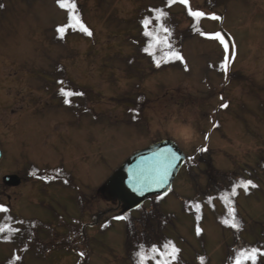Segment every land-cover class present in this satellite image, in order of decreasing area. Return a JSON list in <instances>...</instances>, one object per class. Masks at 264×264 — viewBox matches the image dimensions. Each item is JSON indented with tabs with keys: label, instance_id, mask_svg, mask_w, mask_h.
<instances>
[{
	"label": "rangeland",
	"instance_id": "374dc122",
	"mask_svg": "<svg viewBox=\"0 0 264 264\" xmlns=\"http://www.w3.org/2000/svg\"><path fill=\"white\" fill-rule=\"evenodd\" d=\"M80 1L92 40L69 37L60 45L51 43L56 28L66 19L57 0L31 4L24 0L8 3L3 15L0 10V206L26 221L52 224L56 235L63 234L58 219L78 218L87 225L84 249L91 251L87 263L124 264L123 223L116 219L124 213L116 200L103 194V186L133 153L168 139L187 157L172 191L160 204L163 212L177 218L171 237H180L183 258L190 260L202 240L207 264H225L228 248H237L239 242L245 250L254 248V241L264 243L259 237L264 222V171L257 166L264 157V0H232L226 12L215 13L222 21L207 18L212 14L203 8L204 0H189V7L206 14L205 33L221 32L236 45L227 79L220 70L223 46L203 36L184 43L182 69L147 75L144 82L125 75L122 62L132 49L117 34L119 22L129 20L137 5L129 0H106L99 8L98 0ZM184 8H176V13L181 16ZM52 71L56 72L53 78ZM54 78L67 80L75 92L87 94L85 112L72 108L71 102L62 106L51 101ZM138 84L135 94L143 93L147 100L131 115L128 100L121 98ZM223 103L227 109L220 107ZM181 125L187 131L178 128ZM200 148L207 151L199 152ZM208 152L211 172L203 162H208ZM30 165L43 171L62 167L74 179L65 188L49 177L52 184L43 186L25 176ZM242 169H257L252 177L257 187L248 197L241 192L237 199L245 233L233 240L231 233L215 223V213L206 208L199 226L202 240L197 239L194 221L183 214L177 197H195L207 186L208 173L228 175L242 173ZM245 172L244 177L250 178ZM4 175L18 176L19 185L4 184ZM217 181L222 183L223 178L217 176ZM216 208L218 214L222 212L218 202ZM107 220L111 226L101 232L98 225ZM93 223L95 227H89ZM39 238V244L53 241V235L46 232ZM78 246L83 248L80 242ZM37 247V252L25 255L24 264H74L77 260L63 249L45 254ZM10 254L0 244V262Z\"/></svg>",
	"mask_w": 264,
	"mask_h": 264
},
{
	"label": "trees",
	"instance_id": "16d2710c",
	"mask_svg": "<svg viewBox=\"0 0 264 264\" xmlns=\"http://www.w3.org/2000/svg\"><path fill=\"white\" fill-rule=\"evenodd\" d=\"M36 1V0H35ZM34 0H31V3L35 2ZM133 4L137 5V8L134 10V15L129 20H121L119 22L120 28L117 31V34H122L124 37V41L128 46L131 47L132 51L131 54H129L127 57H124L123 60V66H124V73L125 75L130 79L134 78L137 79L140 82H144V79L147 75H156L159 73H162L163 71L170 70V69H182L183 68V62L178 60H172L169 63H162L159 68L155 66V63L153 61V56L149 55L147 52H145V48L148 47V44L150 43L149 38L145 37L143 35L144 28L142 21L145 18L151 19L153 21L152 25H150L149 30L157 31L156 28L157 22L154 19V13L151 11L153 9H162L165 11L168 15L167 18L163 21L165 26H167L171 30V35L168 36V40L170 44L172 45V49L174 51L179 52L181 55L183 54V45L186 41L193 39L194 37H200L203 36L197 32V28L200 29V31L204 32V25L203 22L205 21L204 18H202L199 23L195 22L192 17L188 15L187 8L182 9L181 16H179L176 12V8L182 7L184 5L176 3L171 5L170 7L167 4V0H129ZM232 0H204L203 1V8L208 11L210 14L217 13L218 11L226 12L229 2ZM17 2L21 3L24 2V0H0V10L1 15H3L5 12H7L8 9V3L17 4ZM26 2V1H25ZM69 2H72V0H69ZM76 4V13L80 16L82 22L84 23V10L83 5L80 3V0H74ZM106 2V0H98V6L99 8L100 3ZM58 6V3H57ZM59 7V6H58ZM185 7V6H184ZM59 9H61L59 7ZM66 13V19H65V26L68 23V16L69 13L65 9H61ZM180 20H183L180 21ZM188 22V25L186 28H181L182 25ZM85 26L88 27L86 23H84ZM123 27V28H122ZM58 28V27H57ZM56 28V29H57ZM91 30L90 26L88 27ZM93 33V32H92ZM166 34L161 33V36H165ZM93 36V35H92ZM92 36H86L83 33L79 31H73L72 29H68V31L64 34V38H60V34L57 33L55 30V34L53 38L51 39L52 45H60L62 41L69 37H78L85 40H92ZM163 55V51L160 50L158 47L155 52V58L159 59ZM59 74L62 76L64 75L63 71L61 69H58ZM53 73H56L55 71L51 72V77L53 78ZM65 79V78H63ZM63 83H60V82ZM51 83L53 86L52 92L55 96H60L61 98L65 99L63 96L60 95V89L63 88L66 91L73 92L74 89H72L69 85V81L67 80H59L54 78L52 79ZM49 87V86H48ZM68 87V88H67ZM140 88V85H136L135 88L131 89L128 93L124 95L121 99L128 100V103L130 104L131 112L128 114L135 115L136 112H139V108L137 107L140 103H143L147 100L146 96L143 93L135 94L136 90ZM55 90V91H54ZM80 93H83L81 91H78ZM75 93V91H74ZM134 95V97L132 96ZM53 97V96H52ZM55 98V97H53ZM88 96L84 92L81 96H72L68 99L72 104L74 103V106L76 108H86L87 102H88ZM136 105V106H135ZM73 106V105H72ZM133 108V109H132ZM130 110V109H129ZM133 120V119H132ZM207 154V153H205ZM208 162L206 160H203L205 162L210 172L212 170L211 166L209 165V158L211 153L208 152ZM202 156V155H201ZM202 157L198 159L201 160ZM200 162V161H199ZM202 163V162H200ZM204 163V164H205ZM258 169L264 171V157H261L260 162L257 164ZM191 169L194 168L193 165H190ZM257 169L248 170V169H242V173L239 171L230 172L228 175H225L223 173L215 172L217 176H220L223 178L222 183H218L217 176L208 173V182L207 186L203 187V189L200 188V191L198 194H196L193 198H185V197H177L181 204V209L183 214H186L188 217H190L195 224L194 229L196 232L197 227H199L203 220L205 213L204 209L208 208L211 213H215V223L225 232L231 233L233 236H235V240L238 239V235L245 233V225L244 220L242 216L237 211V199L240 195V192H244L243 188H237V195L235 197L231 196V189L233 185L239 184L241 181H252L253 182V175L254 173L257 174ZM29 174L28 179L30 178L33 181L39 182L44 181L47 185L48 184V178L52 177L54 178V182L57 184L63 185L65 187H70L69 185L72 184V180L74 179L73 176L69 173L63 170L62 168H56V169H49L40 171L37 170V168L32 165L28 168ZM246 171V172H245ZM245 175H248L250 178L244 177ZM45 177L46 179H43ZM51 179V178H49ZM70 182V183H69ZM254 183V182H253ZM228 184L227 186H225ZM224 186V187H223ZM255 188H249L248 192L245 193V196L248 197L250 194H252V191ZM196 192V189H195ZM177 195H175L176 197ZM227 197V199H225ZM164 202V197L162 198H152L149 200L148 207L143 205L142 207H139L138 210H136V215L130 214L129 212L126 213L124 217H127V219H122L123 223V231H124V242H123V249L125 253V259L127 262H124V264H138V255L137 253L140 251L139 245L144 246L145 254L148 256V259L145 260L144 264H157V261H159L162 256L159 254H152L150 252V249L152 247H156L158 249L159 253H163L165 251V245H174L176 248L179 249V253L177 254L176 260L173 262V264H195L194 260L198 259L200 261V264H207L206 259V251H205V241L202 240V234L197 235V239H201V243L199 244L200 250L195 251L193 254V257L190 258V260L186 261L183 258V249L179 245V239L178 237H171L172 232L176 230V222L177 218L175 214L170 212H163L162 207L160 204ZM216 202H218L222 207V212L217 213L215 211L216 208ZM199 205L200 207L197 208L196 205ZM161 208V209H160ZM231 209H235V215L237 221L241 224L240 230L233 229L223 223L225 220H231V217L229 215V212ZM81 218V217H79ZM59 223H63L62 229L63 234L56 235L55 234V226H53L50 223L45 222H39L36 220H25L21 219L15 214L9 212L8 210L6 212H0V229H4L5 231L0 232V244L5 245L9 251H11L10 257L6 258L5 261L0 262V264H24L23 258L25 255L29 252L33 254L34 252H37L35 249V245H38L37 249H41L42 252L45 254H50L51 252L56 251L57 249H63L64 251L75 254L79 251L78 244L84 245L85 239H86V227L87 225L83 223L80 219H71L69 222L64 221L60 218L58 219ZM101 223L99 228L101 232L106 231V226L110 225V222ZM59 226V225H58ZM111 226V225H110ZM43 232H46L48 235H53V241H46L41 244L39 242L37 243V239L39 238V235ZM103 234V233H101ZM259 237L264 238V222L261 225V230L259 233ZM35 244V245H34ZM86 247V246H85ZM240 247V249H239ZM253 247L258 249L260 252V248L263 249L262 252H264V243L263 242H253ZM246 251L243 248V245L241 242H239L237 248L236 247H229L227 251L226 256V263L225 264H235L236 257L239 252ZM41 252V251H40ZM41 252V253H42ZM91 252V251H90ZM89 252V249L87 247L84 249V247L80 250V253H84V256L82 257L80 255L79 258L75 261L74 264H88V258L91 256ZM88 253V254H87ZM153 256L155 258H153ZM264 255L257 256L256 264H264ZM192 261V263H191ZM245 264H251V261H246Z\"/></svg>",
	"mask_w": 264,
	"mask_h": 264
},
{
	"label": "snow or ice",
	"instance_id": "6c2138e0",
	"mask_svg": "<svg viewBox=\"0 0 264 264\" xmlns=\"http://www.w3.org/2000/svg\"><path fill=\"white\" fill-rule=\"evenodd\" d=\"M58 6L61 9H65L68 11V23L65 26H60L56 29L57 33L60 34V38H64V34L68 31V29H72L73 31H79L83 33L86 36L91 37L93 35L92 31L85 26V24L82 22L80 16L76 13V4L74 0L72 2H69V0H57ZM182 4L187 8L188 15L193 18V20L197 23L202 18L206 17V14L203 11L199 10H193L191 7H189V0H167V4L170 7L173 4ZM154 13V19L157 22L156 28L157 31L149 30L150 25H152L153 21L151 19L145 18L142 21L144 33L143 35L145 37L149 38L150 43L148 44V47L145 48V52H147L149 55L153 56V61L155 63V66L159 68L162 63H169L172 60H178L183 62L184 58L183 56L172 49V45L170 44L168 40V36L171 35V30L165 26L163 21L167 18V13L163 11L162 9H153L151 10ZM207 18L214 20V21H222L223 17L212 14L211 16H208ZM197 32H199L200 35L206 36L210 40L218 41L223 46L224 51V57L220 65V70L225 74V78L227 79V74L230 68L231 63L235 60L236 56V45L231 37H226L221 32H216L214 34H207L202 31H200L199 28L196 29ZM161 33L166 34L165 36H161ZM160 48L161 51H163V55L157 59L155 58V52L157 48ZM60 83H63L62 81ZM60 95L63 96L64 103L69 104L70 100L69 97L72 96H81L83 93L80 92H71L66 91L65 89H60ZM223 99V97H221ZM221 108L227 109L228 104L223 103L220 105ZM214 127H218V125H214ZM178 128H182L184 131H187L186 126H178ZM208 137L205 136V139ZM199 152H205L207 151L206 148H200L198 149ZM180 157L176 155V153L172 152L171 149H165L162 152H158L154 154L153 157L148 158L141 162L140 165L137 166L136 169L131 170L129 183L130 186L133 188V190L143 191L145 188H150L152 185H163L169 174V169L174 167V162L179 160ZM190 159H194L190 158ZM46 179V178H45ZM256 188L257 185L254 184L252 181H241L239 184L233 185L231 189V196L235 197L237 195V188H243L245 193L248 192L249 188ZM227 199V197H225ZM197 208L200 206L197 204ZM7 208L0 206V212H6ZM229 215L231 217V220H225L223 223L233 229L240 230L241 224L237 221L236 215H235V209H231L229 212ZM116 219H127V217L120 216L116 217ZM5 231L4 229H0V232ZM196 234H201V229L197 227ZM140 251L137 253L138 255V264H144L145 260L148 259V256L145 254L144 246L139 245ZM150 252L152 254H159L162 256V258L157 261V264H173V262L176 260L177 254L179 253V249L176 248L174 245H165V251L161 254L158 252V249L156 247H152L150 249ZM264 255V252H259L256 248H251L246 251H241L238 253L236 257L235 264H245L246 261H251V264H256L257 256ZM80 255L83 257L84 253H80ZM153 258H155L153 256Z\"/></svg>",
	"mask_w": 264,
	"mask_h": 264
},
{
	"label": "water",
	"instance_id": "95a60500",
	"mask_svg": "<svg viewBox=\"0 0 264 264\" xmlns=\"http://www.w3.org/2000/svg\"><path fill=\"white\" fill-rule=\"evenodd\" d=\"M165 149H171L180 157L175 161V166L169 169V174L166 182L163 185H152L150 188H145L143 191L133 190L130 186L129 178L131 170L136 169L142 161L151 158L154 154L162 152ZM2 152L0 151V160ZM185 157L178 147L171 141L165 140L154 143L149 147L138 151L131 155L120 167L108 178L103 186V192L108 199L116 200L118 206L133 210L142 205L149 197L155 195H165L170 192L173 180L179 169L183 165ZM4 184L16 187L19 185V178L16 175H6L2 178Z\"/></svg>",
	"mask_w": 264,
	"mask_h": 264
},
{
	"label": "bare ground",
	"instance_id": "6f19581e",
	"mask_svg": "<svg viewBox=\"0 0 264 264\" xmlns=\"http://www.w3.org/2000/svg\"><path fill=\"white\" fill-rule=\"evenodd\" d=\"M3 158V157H2Z\"/></svg>",
	"mask_w": 264,
	"mask_h": 264
}]
</instances>
